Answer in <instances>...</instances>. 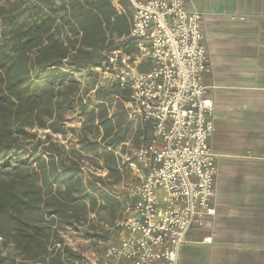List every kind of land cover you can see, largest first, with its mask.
Returning <instances> with one entry per match:
<instances>
[{
  "label": "trees",
  "instance_id": "16d2710c",
  "mask_svg": "<svg viewBox=\"0 0 264 264\" xmlns=\"http://www.w3.org/2000/svg\"><path fill=\"white\" fill-rule=\"evenodd\" d=\"M121 5L129 11L127 0ZM0 29V264H82L67 236L109 239L108 230L99 236L88 226L98 208L114 223L120 203L109 189L128 173L115 151L134 124L124 107L128 91L93 89L92 98L75 74L100 67L122 45L128 16L113 0H0ZM109 96L121 99L122 113L110 117ZM76 108L86 126L81 148L69 149L52 136L65 133ZM36 130L47 132L45 140ZM90 161L106 175H86Z\"/></svg>",
  "mask_w": 264,
  "mask_h": 264
},
{
  "label": "built area",
  "instance_id": "2783aa9c",
  "mask_svg": "<svg viewBox=\"0 0 264 264\" xmlns=\"http://www.w3.org/2000/svg\"><path fill=\"white\" fill-rule=\"evenodd\" d=\"M127 2L129 11L113 0L128 16L129 33L100 67L92 68L98 77L94 91H128V120L146 126L149 137L132 154L131 141L115 151L131 176L115 187L120 208L109 239L92 252L90 264H179L191 231L207 227L216 215L220 158L212 147L215 104L208 80L213 65L205 18L188 8V0ZM83 256L82 264H89Z\"/></svg>",
  "mask_w": 264,
  "mask_h": 264
},
{
  "label": "crops",
  "instance_id": "0c3cea01",
  "mask_svg": "<svg viewBox=\"0 0 264 264\" xmlns=\"http://www.w3.org/2000/svg\"><path fill=\"white\" fill-rule=\"evenodd\" d=\"M188 8L205 18L220 159L216 215L191 231L178 263L264 264V0H188Z\"/></svg>",
  "mask_w": 264,
  "mask_h": 264
},
{
  "label": "rangeland",
  "instance_id": "374dc122",
  "mask_svg": "<svg viewBox=\"0 0 264 264\" xmlns=\"http://www.w3.org/2000/svg\"><path fill=\"white\" fill-rule=\"evenodd\" d=\"M126 1V0H125ZM1 32V29H0ZM75 77L78 81H80L82 83L83 89L85 90V92H90V96H92V98H94L95 93L92 91L93 89H95L97 83H98V77H96L94 75V73L92 72L91 67H87V68H83L81 71L77 72V74H75ZM109 102V107L111 111H115L116 113L120 114L122 113V108L124 110L123 105L116 101V98L114 96H109L108 99ZM93 103V102H92ZM94 105H97V103H93ZM67 120H68V127L65 131L64 134L59 135V133H57L56 135H53V139L57 140L58 142H60L61 144L68 146V148H76V149H80V143L79 140L80 138H82L83 135V128L86 126V118L85 116L79 111L78 108L69 111L67 113ZM137 130H140V135L137 137L136 136V132ZM34 134L37 135V138H41L42 140H45V135L47 134V132L43 131V130H36L33 131ZM99 134H97L96 129L94 128L92 130V134H90V138L95 139L98 138ZM149 137V132L148 129L146 128V126H144L143 128H141L140 126H133V134L132 136H130V138L127 141H131V144L128 146V150L127 147H125V150L128 151V153L132 154L134 148H136L138 145H140L143 141H146ZM36 138V139H37ZM36 139L34 140V142L36 141ZM101 148V147H100ZM84 153V151H83ZM86 154V153H84ZM22 158L24 160H26L28 163H34L32 161V156L29 152L23 153ZM89 158H93L92 154H88L87 155ZM96 161V159H95ZM100 164H103V161H100ZM95 163L93 162H89L87 163V166L85 167L86 170V175L89 174V170L94 174V173H102L103 175L105 174L104 171L105 170H96L95 169ZM128 175L131 176L130 172L128 171ZM127 187L125 186V189H122L123 191H126ZM114 187H111L109 189L110 192H113ZM121 188L120 191L122 192ZM101 201V199H100ZM108 213L105 210H101V209H97L95 212V216L92 217V220L88 226V232H93L94 230L97 231L96 233L99 234V236H101L105 231H109L110 232V222L108 220ZM116 234V233H115ZM116 237V235H115ZM114 235L112 237V239L115 238ZM102 241V239L96 238V239H92V240H87L82 238L80 235L71 232L70 234H68L67 236V243L70 245L71 248L76 249L77 251L83 253L87 258H89V264L90 261L92 260V252H97L100 251L102 249V243H100ZM1 243V241H0ZM3 253L5 254L7 252V249L3 248L2 249ZM13 254V253H12ZM88 262V260H87Z\"/></svg>",
  "mask_w": 264,
  "mask_h": 264
}]
</instances>
